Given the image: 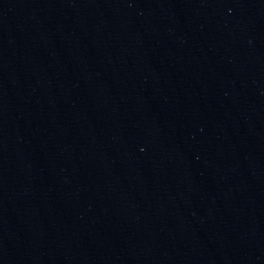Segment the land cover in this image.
I'll return each mask as SVG.
<instances>
[{"label":"water","instance_id":"water-1","mask_svg":"<svg viewBox=\"0 0 264 264\" xmlns=\"http://www.w3.org/2000/svg\"><path fill=\"white\" fill-rule=\"evenodd\" d=\"M0 264H264V0H0Z\"/></svg>","mask_w":264,"mask_h":264}]
</instances>
